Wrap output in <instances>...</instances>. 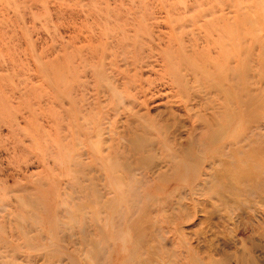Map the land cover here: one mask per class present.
Segmentation results:
<instances>
[{"label":"rangeland","instance_id":"374dc122","mask_svg":"<svg viewBox=\"0 0 264 264\" xmlns=\"http://www.w3.org/2000/svg\"><path fill=\"white\" fill-rule=\"evenodd\" d=\"M0 264H264V0H0Z\"/></svg>","mask_w":264,"mask_h":264}]
</instances>
